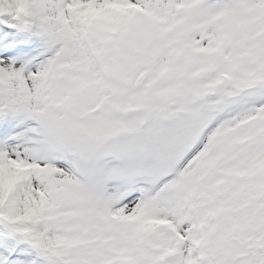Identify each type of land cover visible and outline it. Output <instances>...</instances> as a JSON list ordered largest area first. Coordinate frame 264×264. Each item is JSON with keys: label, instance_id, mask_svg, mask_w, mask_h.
<instances>
[{"label": "snow or ice", "instance_id": "1", "mask_svg": "<svg viewBox=\"0 0 264 264\" xmlns=\"http://www.w3.org/2000/svg\"><path fill=\"white\" fill-rule=\"evenodd\" d=\"M0 264H264V0H0Z\"/></svg>", "mask_w": 264, "mask_h": 264}]
</instances>
